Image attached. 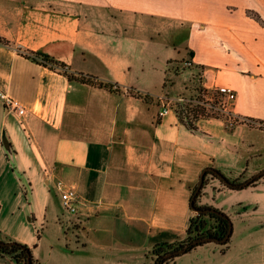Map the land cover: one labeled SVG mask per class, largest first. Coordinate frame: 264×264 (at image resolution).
Masks as SVG:
<instances>
[{"label": "crops", "instance_id": "0c3cea01", "mask_svg": "<svg viewBox=\"0 0 264 264\" xmlns=\"http://www.w3.org/2000/svg\"><path fill=\"white\" fill-rule=\"evenodd\" d=\"M249 11L264 21V0H0L11 42H0V91L27 109L0 98V239L32 247L40 264H154L157 245L186 239L204 169L264 171V130L241 121H264V24ZM37 53L156 102L71 82ZM191 81L235 90L240 121L194 129L174 111L159 117V98ZM71 188L76 213L62 199ZM198 204L229 215L230 243L169 264H264V180L237 191L210 179Z\"/></svg>", "mask_w": 264, "mask_h": 264}, {"label": "trees", "instance_id": "16d2710c", "mask_svg": "<svg viewBox=\"0 0 264 264\" xmlns=\"http://www.w3.org/2000/svg\"><path fill=\"white\" fill-rule=\"evenodd\" d=\"M248 14L261 24H264V21L258 13L249 11ZM0 42L6 45H11V42L8 39L1 36ZM34 58H41V63L43 65L49 66L55 70H59L71 82H79L85 85L106 89L116 94H126L138 99H142L147 103L156 102V98L149 93H144L136 89L135 87H124L119 83L105 81L96 75L74 71L66 64L61 63L48 55L37 53L35 54ZM207 94L208 92L206 90L200 89L199 98L204 99V96ZM213 97L219 100L220 94H218V92H214ZM177 110L181 122L184 123L186 126L193 127L194 129L197 127V122L201 119L223 118V115L221 114H210L203 106L194 105L192 103H177ZM241 121L247 123L251 127H258L264 130L263 120L247 118ZM210 179H217L225 187L231 190L240 191L258 186L264 180V171L249 179H244V177H240L238 179L233 180L213 166L204 169L201 174L199 183L193 189L191 195V208L193 210H196L198 215L191 220L190 227L187 231L186 239L174 244L157 245L152 251V254L155 257L154 264H169L171 262H175L179 257L194 251L198 247L210 243H215L205 242V239L209 238L222 240L228 235L230 228L233 227L232 220L229 215L220 209L214 207L200 206L198 204L199 199L202 196V192L204 188L208 185ZM210 221H215V224H210ZM230 239L231 237L225 244H217L222 246H228L230 243ZM224 252H226V250ZM0 255L12 256L17 262H21L24 264H29V261L30 264H40L33 254V248L17 241H4L0 239Z\"/></svg>", "mask_w": 264, "mask_h": 264}, {"label": "built area", "instance_id": "2783aa9c", "mask_svg": "<svg viewBox=\"0 0 264 264\" xmlns=\"http://www.w3.org/2000/svg\"><path fill=\"white\" fill-rule=\"evenodd\" d=\"M37 59L42 60L41 58ZM198 86L200 87L198 88ZM200 88L208 92V94L204 96V99L199 98ZM187 91L189 93L191 92L190 96H180L176 101L169 100L165 97L160 98V101L162 103V110L159 113V117L162 118L173 111L178 114L177 103H192L194 105L203 106L207 110V112L211 114L223 115V118L226 119L230 125H233L238 119L232 114L230 110L231 105L237 99V92L231 89L230 87L220 86L217 88H207L201 85H194L191 86ZM212 92H218V94H220V99H215L212 94H210ZM0 98L4 102V105L7 109L13 110L19 115L26 114L27 109L22 105V103L19 100L10 96L8 93H2L0 91ZM62 199L67 211L72 213H76L78 211L77 192L73 188L64 191L62 194Z\"/></svg>", "mask_w": 264, "mask_h": 264}, {"label": "rangeland", "instance_id": "374dc122", "mask_svg": "<svg viewBox=\"0 0 264 264\" xmlns=\"http://www.w3.org/2000/svg\"><path fill=\"white\" fill-rule=\"evenodd\" d=\"M184 38H185V37H184ZM198 75H199L198 77H200V76L202 75V72H199ZM198 77H193L192 80H193V81H194V80L197 81V78H198ZM200 78H202V77H200ZM193 81H191V83L189 84L188 87H190V86H194ZM195 84H197V82H196ZM198 85H199V84H198ZM199 87H200V86H198V88H199ZM200 89H201V88H200ZM199 91H200V90H199ZM190 94H191V92L189 93L188 91H186L185 94H183L182 96H187V97H188V96H190ZM210 94H212V96H213L214 92H212V93H210ZM176 100H177V99H176ZM176 100H175V101H176ZM159 101H160V98H159ZM160 103H161V101H160ZM174 103H175V102H174ZM208 113H209V112H208ZM210 114H211V113H210ZM195 213H196V216H197L198 213H197V212H195ZM209 223L214 225V224H215V221H210ZM210 244L212 245V243H210ZM215 245H217V243H216Z\"/></svg>", "mask_w": 264, "mask_h": 264}, {"label": "water", "instance_id": "95a60500", "mask_svg": "<svg viewBox=\"0 0 264 264\" xmlns=\"http://www.w3.org/2000/svg\"><path fill=\"white\" fill-rule=\"evenodd\" d=\"M194 211H196V210H194ZM232 233H233V227L230 228L228 235L225 238H223L222 240L207 238L204 241L205 242H215V243L225 244L229 240V238L231 237ZM29 264H30V261H29Z\"/></svg>", "mask_w": 264, "mask_h": 264}]
</instances>
